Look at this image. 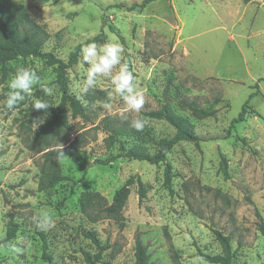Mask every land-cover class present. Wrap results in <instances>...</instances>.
<instances>
[{
    "label": "rangeland",
    "instance_id": "374dc122",
    "mask_svg": "<svg viewBox=\"0 0 264 264\" xmlns=\"http://www.w3.org/2000/svg\"><path fill=\"white\" fill-rule=\"evenodd\" d=\"M2 1L23 4L47 33L43 49L58 57L66 59L76 44L94 36L98 45L120 43L123 62L145 98L140 112L128 115L143 119L145 128L136 132L119 119L124 106L119 97L109 101L111 110L102 106L111 90L108 78H98L93 92L80 93L77 84L88 66L79 56L67 70L68 87L87 104V116H73L68 108L70 141L63 145L76 139L78 156L58 159L65 178L39 190L46 150L36 152V138L57 113L62 93L55 66L46 58L7 61L0 69V239L12 224L17 232L0 246V264H51L42 257L41 232L54 264H86L84 252L94 254L97 246L82 229L95 231L108 246L97 264H133L137 235L152 264H220L199 256L223 254L216 231L230 238L232 264H263L264 236L257 223L264 219V0H153L141 10L123 5L142 0ZM21 66L35 70L42 83L55 85V92L46 96L34 85L30 96L6 110L7 81ZM252 92L249 106L255 112L230 126ZM35 99L51 106L46 112L35 110ZM163 107L186 118L203 140L178 142L165 162L124 156L98 162L135 142L154 153L159 139L175 132L165 119L145 115ZM108 118L133 132L112 147L105 142ZM166 162L172 190L164 183ZM131 176L123 224L92 222L83 214L84 192H99L110 202ZM136 177L145 187L141 199ZM44 211L54 226L41 230L35 218Z\"/></svg>",
    "mask_w": 264,
    "mask_h": 264
},
{
    "label": "trees",
    "instance_id": "16d2710c",
    "mask_svg": "<svg viewBox=\"0 0 264 264\" xmlns=\"http://www.w3.org/2000/svg\"><path fill=\"white\" fill-rule=\"evenodd\" d=\"M152 1L153 0H142L141 2H132L131 4H124L123 6L128 10H134L136 8L141 10ZM46 37V31L31 18L23 4L5 3L0 0V69L7 61L13 60L19 56H38L46 58L55 66L57 74L56 81L59 84L62 93L61 100L57 106V113L42 127L36 138V152L46 150L43 152V161L40 165V177L38 181L39 190H46L65 178L61 173L58 159L65 156H78L77 150L74 147L76 139L71 141L68 145L63 146L70 141V136H67L69 129L67 110L69 108L73 116L86 117L87 104L83 103L82 100L69 91L67 70L78 61L81 47L84 44L95 42L99 38L98 36H94L93 38L76 44L68 54L67 58L64 59L56 56L52 51H46L43 49ZM255 94L256 92L249 94L248 98L243 103L239 114L231 120L230 126L245 120L247 114L255 112L249 106V101ZM198 111L202 114H208L200 109ZM145 115L151 118L165 119L175 128L174 134L171 137L159 139L157 142V150L154 153H150L142 143L135 142L131 146L124 148L122 152L117 153L116 155H111L106 160H100L98 162L110 163L120 156L129 159L146 160L150 163L165 162L167 154L178 142L183 140L195 142L203 140L201 136L194 133L191 123L186 118L174 114L167 107L146 112ZM105 126L109 131V135L105 137V142L108 147H112L115 142L120 141V136H129L133 133L126 125H113L109 118L105 119ZM52 140H62V142L60 145H54L51 144ZM225 164L226 160L222 155L221 166L226 173ZM133 181L134 177H129L123 185L115 191L110 202L99 192H84L80 198V205L83 214L92 222L102 219H110L123 224V210L130 193L129 185ZM170 181V164L166 162L164 183L169 188L171 187ZM135 182L138 185V194L141 199L145 195L144 184L139 177H136ZM170 190L172 189L170 188ZM257 226L264 236L263 218H260ZM16 232L17 226L12 224L8 228L6 235L0 239V246L6 245L11 239H13L16 236ZM81 232L97 246V252L94 254L84 252L87 261L86 264H97L101 260L102 252L108 248V246L100 242L95 231L82 229ZM216 234L222 244L223 254L210 255L199 252V256L215 263L232 264L229 236L222 234L220 231H216ZM40 237L42 240V257L44 261L54 264L52 255L47 252V239L45 234L41 232ZM134 257L133 264H152L149 260L146 245L138 235L135 238Z\"/></svg>",
    "mask_w": 264,
    "mask_h": 264
},
{
    "label": "clouds",
    "instance_id": "9594fccd",
    "mask_svg": "<svg viewBox=\"0 0 264 264\" xmlns=\"http://www.w3.org/2000/svg\"><path fill=\"white\" fill-rule=\"evenodd\" d=\"M123 51V46L117 42H106L102 45L95 42L84 44L80 50V62L88 67L86 76L78 82L77 87L80 93L87 95L97 87L98 78H108L111 83V90L107 92L108 100L100 103L105 109L111 110L112 104L109 101L119 97L124 105L118 113L119 119L127 122L134 131L142 132L145 121L139 117L130 119L128 114L139 113L145 104V98L135 84V76L129 64L123 62ZM34 85H40L46 96H52L55 92V85L42 83L35 70L30 67H18L7 81L9 91L3 101V108L14 110L26 96L32 94ZM31 106L35 110L46 112L51 105L46 100L35 99ZM35 224L37 228L44 230L53 227L54 221L50 213L44 211L35 218ZM12 251L19 253L20 249L13 248Z\"/></svg>",
    "mask_w": 264,
    "mask_h": 264
}]
</instances>
